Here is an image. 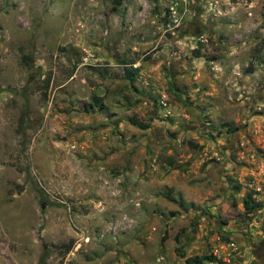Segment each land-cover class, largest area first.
Returning <instances> with one entry per match:
<instances>
[{"label": "rangeland", "instance_id": "rangeland-1", "mask_svg": "<svg viewBox=\"0 0 264 264\" xmlns=\"http://www.w3.org/2000/svg\"><path fill=\"white\" fill-rule=\"evenodd\" d=\"M261 242L264 0H0V264Z\"/></svg>", "mask_w": 264, "mask_h": 264}, {"label": "trees", "instance_id": "trees-1", "mask_svg": "<svg viewBox=\"0 0 264 264\" xmlns=\"http://www.w3.org/2000/svg\"><path fill=\"white\" fill-rule=\"evenodd\" d=\"M135 77V73L132 72H126V79L129 81H133ZM227 126V125H224ZM245 207H248L247 201L245 202ZM210 258L207 256H194L191 258H188L184 261V264H204L205 262L209 261Z\"/></svg>", "mask_w": 264, "mask_h": 264}, {"label": "flooded vegetation", "instance_id": "flooded-vegetation-1", "mask_svg": "<svg viewBox=\"0 0 264 264\" xmlns=\"http://www.w3.org/2000/svg\"><path fill=\"white\" fill-rule=\"evenodd\" d=\"M192 24V23H191ZM196 27V26H195ZM200 31V27H196V32ZM258 249L262 250L263 254L259 257V264H264V242H261L259 246H257Z\"/></svg>", "mask_w": 264, "mask_h": 264}, {"label": "crops", "instance_id": "crops-1", "mask_svg": "<svg viewBox=\"0 0 264 264\" xmlns=\"http://www.w3.org/2000/svg\"><path fill=\"white\" fill-rule=\"evenodd\" d=\"M194 25H195V24H194ZM194 25H192V24H190V23H186L185 26H184V28L187 29V30H188V29H193V28L196 29V27H198V26L195 27ZM194 29H193V30H194Z\"/></svg>", "mask_w": 264, "mask_h": 264}, {"label": "built area", "instance_id": "built-area-1", "mask_svg": "<svg viewBox=\"0 0 264 264\" xmlns=\"http://www.w3.org/2000/svg\"><path fill=\"white\" fill-rule=\"evenodd\" d=\"M174 22H175V20H174ZM132 67H133V68H136L137 65H132ZM231 246L234 247V245H231Z\"/></svg>", "mask_w": 264, "mask_h": 264}]
</instances>
